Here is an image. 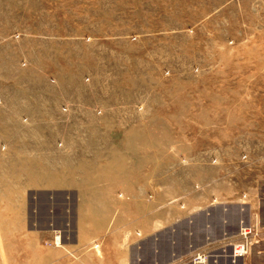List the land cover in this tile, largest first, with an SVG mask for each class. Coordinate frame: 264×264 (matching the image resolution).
<instances>
[{
	"label": "rangeland",
	"instance_id": "374dc122",
	"mask_svg": "<svg viewBox=\"0 0 264 264\" xmlns=\"http://www.w3.org/2000/svg\"><path fill=\"white\" fill-rule=\"evenodd\" d=\"M0 185V264L100 257L120 205L138 237L196 193L264 207V0H0Z\"/></svg>",
	"mask_w": 264,
	"mask_h": 264
},
{
	"label": "crops",
	"instance_id": "0c3cea01",
	"mask_svg": "<svg viewBox=\"0 0 264 264\" xmlns=\"http://www.w3.org/2000/svg\"><path fill=\"white\" fill-rule=\"evenodd\" d=\"M17 166L23 167L22 169L17 168L18 170L25 171L26 169L24 162ZM129 177L131 178L132 175L130 174ZM17 183L19 185L16 183L12 185L22 188L43 186L41 180L34 185L28 184L29 186L24 180H17ZM114 183L99 184L103 187L97 189V194L103 195L105 199L99 198L97 201L110 203L125 201V204L130 205L131 208L139 192L136 178L130 187H123L121 181L115 185ZM46 186L49 187L48 192L65 196L77 190V188L70 190L65 187L59 191L57 185ZM216 200L205 201L197 193L193 199L187 197L183 204L176 205L177 210L174 213H166L168 216L164 215L160 220L147 217L141 226L140 237L137 235L138 225L135 213L130 210L127 216L126 209L124 212L123 205H120L112 212V221L108 219L104 226L82 232L84 242L90 243L82 245L89 247L93 242H98L100 257L87 248L89 252L83 254L85 257L77 261L78 263H73L67 257V259H58L63 252L51 249L49 264H187L196 251L204 249L211 243L230 244L234 242L242 223L253 222L254 219L264 227L262 223L264 207L259 208L256 205H250L251 203L245 206L244 202L229 204ZM251 218L252 221H249ZM74 246L75 249L81 247V251L85 250L78 243ZM209 264H264V238L252 246L250 254L245 258L237 260L218 258L211 260Z\"/></svg>",
	"mask_w": 264,
	"mask_h": 264
},
{
	"label": "built area",
	"instance_id": "2783aa9c",
	"mask_svg": "<svg viewBox=\"0 0 264 264\" xmlns=\"http://www.w3.org/2000/svg\"><path fill=\"white\" fill-rule=\"evenodd\" d=\"M264 238V227L258 221L242 223L237 240L232 243H211L191 257L189 264H209L211 260L229 258L242 259L250 254L251 248Z\"/></svg>",
	"mask_w": 264,
	"mask_h": 264
}]
</instances>
